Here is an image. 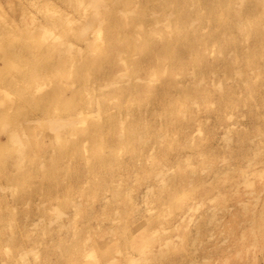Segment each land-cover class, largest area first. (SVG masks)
Masks as SVG:
<instances>
[{
    "label": "rangeland",
    "instance_id": "obj_1",
    "mask_svg": "<svg viewBox=\"0 0 264 264\" xmlns=\"http://www.w3.org/2000/svg\"><path fill=\"white\" fill-rule=\"evenodd\" d=\"M0 89V264H264V0H0Z\"/></svg>",
    "mask_w": 264,
    "mask_h": 264
},
{
    "label": "bare ground",
    "instance_id": "obj_2",
    "mask_svg": "<svg viewBox=\"0 0 264 264\" xmlns=\"http://www.w3.org/2000/svg\"><path fill=\"white\" fill-rule=\"evenodd\" d=\"M15 82H17V79L16 78H12V79H10V80H7L6 82H4V84H2L3 86H2V89L3 88H8V87H11L12 85H13V83H15ZM1 90V89H0ZM15 137V136H14ZM4 163V161H2L1 159H0V168H2V167H4V168H6L7 166L5 165V163ZM147 246H146V243L145 242H142V243H139L138 245H137V248L138 249H145Z\"/></svg>",
    "mask_w": 264,
    "mask_h": 264
}]
</instances>
